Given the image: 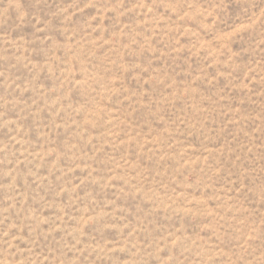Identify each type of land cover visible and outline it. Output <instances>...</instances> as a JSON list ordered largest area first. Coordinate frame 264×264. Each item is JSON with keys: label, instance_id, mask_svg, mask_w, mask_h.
<instances>
[{"label": "rangeland", "instance_id": "374dc122", "mask_svg": "<svg viewBox=\"0 0 264 264\" xmlns=\"http://www.w3.org/2000/svg\"><path fill=\"white\" fill-rule=\"evenodd\" d=\"M0 264H264V0H0Z\"/></svg>", "mask_w": 264, "mask_h": 264}]
</instances>
